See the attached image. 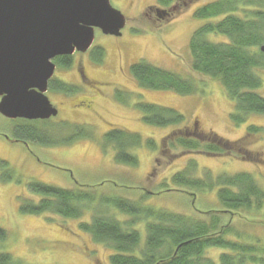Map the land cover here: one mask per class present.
<instances>
[{"label":"rangeland","instance_id":"obj_1","mask_svg":"<svg viewBox=\"0 0 264 264\" xmlns=\"http://www.w3.org/2000/svg\"><path fill=\"white\" fill-rule=\"evenodd\" d=\"M218 1L194 0L180 12L159 19L155 11L149 12V8L158 7L169 12L173 8L159 7L157 0H111L112 6L127 18L122 36H107L96 30L92 49L85 54L75 53L72 67L58 68L53 78L78 87L79 92L71 95L53 90L47 92L59 112L49 124L85 125L91 137L67 146L51 147L30 141L26 145L12 139L17 122L0 114V228L7 233V238L0 241V255L10 254L21 264H111L112 250L95 242L90 234L79 228L80 223L91 221L93 208L81 219L53 214L35 216L20 211L22 202H38L42 198L30 192L29 186L34 183L68 190L86 186L96 194L95 204L102 198L120 197L142 209L187 216L194 215V209L199 212L221 209L217 189L196 193L173 186L172 177L190 168L191 163L196 164L193 178L207 180V176L218 178L249 173L264 190V115H249L242 125H235L231 121L234 106L222 84L191 70L190 39L195 30L209 22L194 18V12ZM208 39L226 41V37L220 35H210ZM95 48L103 50L100 61L93 50ZM80 57L91 84L79 81L76 67ZM141 61L191 78L198 91L181 96L173 91L140 88L132 80L130 69ZM260 76L263 86L257 93L264 97V69L260 70ZM118 97L125 102L116 100ZM138 103L173 108L186 117V127L196 128L203 134L214 132L230 141H238L245 136L249 126H257L262 131L252 136L246 145L257 158L243 160L240 154L213 157L180 147L166 150L167 142L164 145L162 139L179 126L158 128L144 124ZM39 126L41 130L47 129V125L39 123ZM112 127L136 133L142 138V147L131 150L138 159L137 167L117 164L114 148L104 146V136ZM53 130L58 134L51 139L56 141L76 133ZM148 140L154 141L156 148L149 149ZM165 185H169V189L175 188L174 191L162 192ZM106 213L118 217L123 224L133 220L117 211ZM151 222L154 221L141 219L129 227L141 237L139 250L145 246L146 226ZM242 228L243 235H249L250 240H264L263 228ZM224 252L211 249L206 256L218 261Z\"/></svg>","mask_w":264,"mask_h":264},{"label":"trees","instance_id":"obj_2","mask_svg":"<svg viewBox=\"0 0 264 264\" xmlns=\"http://www.w3.org/2000/svg\"><path fill=\"white\" fill-rule=\"evenodd\" d=\"M194 0H157L162 8H173L171 16L180 12ZM158 7L149 8V12ZM160 9V8H159ZM194 18L207 20L208 23L194 31L189 49L191 70L194 74L218 80L233 103L231 121L242 125L249 115H264V97L257 91L262 88L260 70L264 69V0H220L198 8ZM219 21L215 22V20ZM210 35L226 37L224 42H212ZM97 60H102L103 50L94 49ZM61 69H70L72 57L62 56L55 59ZM132 80L143 89L154 91H173L181 96L195 94L197 84L180 74L164 70L145 61L131 66ZM51 90L67 95L78 92L76 86L55 80ZM121 102L123 98L119 97ZM143 114V122L148 126L166 128L179 126L162 139L166 145L163 150L183 148L186 151L202 152L213 157L240 154L243 160H255L247 143L262 129L249 126L245 136L238 141L223 139L214 132L203 134L196 128L186 127L185 116L179 111L156 104L138 103ZM51 120L18 121L12 133L13 140L20 143L37 142L45 146H67L92 134L85 125L68 122L49 124ZM47 125L41 130L38 124ZM58 124V123H57ZM183 124V125H182ZM65 129L76 133L62 140H52L57 135L53 130ZM103 139L105 147L115 150V162L131 167L138 166V159L131 153L134 148L142 147L143 140L136 134L118 127H112ZM149 149L156 148L152 140L146 142ZM231 154V155H229ZM196 164L175 174L171 182L174 187L191 189L196 193L217 189L219 210L199 212L194 215L151 211L142 209L138 204L125 198H102L95 204L96 194L86 186L68 190L42 183L29 186L31 193L41 196L36 201L20 205V211L29 215L53 214L70 219H81L85 212L93 208L94 215L88 223H80V230L90 234L95 242L112 250L111 264H264V240H250L243 235L242 227L264 229V190L256 178L249 173L234 176L222 175L218 178L207 176L205 179L193 178ZM165 185L162 192H173ZM209 190V191H210ZM117 211L119 215L131 216V221L123 224L118 217L106 213ZM116 215V214H115ZM152 220L147 224L145 246L139 250L141 237L132 225L137 220ZM246 236V237H245ZM7 238L0 228V241ZM219 249L218 261L206 256L207 251ZM0 264H21L15 262L10 254L0 255Z\"/></svg>","mask_w":264,"mask_h":264},{"label":"water","instance_id":"obj_3","mask_svg":"<svg viewBox=\"0 0 264 264\" xmlns=\"http://www.w3.org/2000/svg\"><path fill=\"white\" fill-rule=\"evenodd\" d=\"M170 12L158 9L157 16ZM126 26L111 0H0V114L11 121L56 118L47 97L54 60L87 53L96 30L119 38Z\"/></svg>","mask_w":264,"mask_h":264},{"label":"flooded vegetation","instance_id":"obj_4","mask_svg":"<svg viewBox=\"0 0 264 264\" xmlns=\"http://www.w3.org/2000/svg\"><path fill=\"white\" fill-rule=\"evenodd\" d=\"M157 13V11H156ZM96 49V48H95ZM94 50V49H93ZM81 59L79 60V63H78V66L76 67V71L77 73L79 74V81L81 80L82 82L84 83H89L91 84L92 80L89 79L87 76H86V68L84 67V61H83V58L80 57ZM55 64L57 65V62L55 61ZM57 69H58V66H57ZM55 79L51 80L50 83H49V90H51V85H52V82H54ZM78 88V87H77ZM79 88H78V92H79ZM77 92V93H78ZM118 101H120V98L118 97V99H116ZM121 102V101H120ZM15 141V140H14ZM16 142V141H15Z\"/></svg>","mask_w":264,"mask_h":264}]
</instances>
